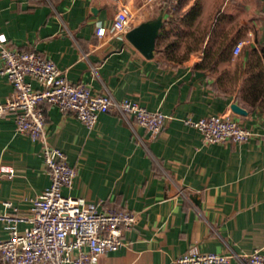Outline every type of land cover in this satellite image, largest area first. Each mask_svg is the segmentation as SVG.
<instances>
[{"label": "crops", "instance_id": "crops-1", "mask_svg": "<svg viewBox=\"0 0 264 264\" xmlns=\"http://www.w3.org/2000/svg\"><path fill=\"white\" fill-rule=\"evenodd\" d=\"M124 4L133 13L128 31L160 23L152 57L128 31L113 34ZM1 34L11 46L42 52L94 93L168 115L152 136L117 112L100 113L90 129L73 113L46 108L49 142L77 171L64 193L137 217L124 244L94 264H174L192 246L233 253L229 264H245L243 254L264 246V0H0ZM240 40L245 45L235 55ZM12 93L0 72V101ZM233 103L247 114L235 113ZM214 114L230 115L252 137L204 143L186 120ZM40 150V142L17 132L14 113L0 115V166L13 170L0 172V217L29 215L50 185ZM7 224L0 219V239L8 237Z\"/></svg>", "mask_w": 264, "mask_h": 264}, {"label": "built area", "instance_id": "built-area-1", "mask_svg": "<svg viewBox=\"0 0 264 264\" xmlns=\"http://www.w3.org/2000/svg\"><path fill=\"white\" fill-rule=\"evenodd\" d=\"M132 16L130 6L122 5L113 19V34H126ZM96 33L103 37L106 28L99 27ZM244 45L245 41H238L234 54L238 55ZM0 55V72L13 86V93L0 101V115L14 113L17 132L41 143L40 155L50 176V185L35 197L29 215L0 217L8 220V237L0 239V264H94L100 255L124 244V232L135 226L137 217L128 209L101 210L83 196L64 193V188L73 186L77 171L66 152L49 142L46 108L53 105L63 113H73L90 129L100 113L117 112L133 117L152 136L162 132L168 115L130 98L117 100L110 94L94 93L89 85L70 81L67 73L42 52L11 46L4 34L0 35ZM186 122L200 130L206 144L244 142L253 135L225 114ZM12 171L0 166V172ZM24 220L30 226L19 229L18 222ZM233 256L192 246L174 264H229ZM242 259L245 264H264V246L243 254Z\"/></svg>", "mask_w": 264, "mask_h": 264}, {"label": "water", "instance_id": "water-1", "mask_svg": "<svg viewBox=\"0 0 264 264\" xmlns=\"http://www.w3.org/2000/svg\"><path fill=\"white\" fill-rule=\"evenodd\" d=\"M160 26V23L142 22L129 30L126 36L146 57H152ZM231 108L235 113L247 114V110L237 103H233Z\"/></svg>", "mask_w": 264, "mask_h": 264}, {"label": "trees", "instance_id": "trees-1", "mask_svg": "<svg viewBox=\"0 0 264 264\" xmlns=\"http://www.w3.org/2000/svg\"><path fill=\"white\" fill-rule=\"evenodd\" d=\"M199 13H200V8H199V4H198L192 9V11L190 12V16L194 18V17L198 16Z\"/></svg>", "mask_w": 264, "mask_h": 264}]
</instances>
